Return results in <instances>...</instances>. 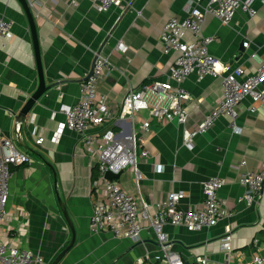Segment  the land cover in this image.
<instances>
[{"label":"crops","instance_id":"crops-1","mask_svg":"<svg viewBox=\"0 0 264 264\" xmlns=\"http://www.w3.org/2000/svg\"><path fill=\"white\" fill-rule=\"evenodd\" d=\"M33 3L29 13L20 0H0V16L13 22V37L0 40V127L5 137L32 156L30 164L13 169L7 215L0 227L2 242L41 257L43 262L36 264H159L164 260L147 222L137 239L91 229L94 205L102 200L94 185L98 159L87 153L76 131L66 129L58 143L52 141L59 123L66 121L62 104L79 101L81 84L101 55L112 66L97 86L112 110L108 126L137 131L136 163L142 174L137 181L134 168L127 167L112 180L132 195L142 194L155 213L175 191L186 193L183 208L201 209L203 183L211 176L222 177L225 184L218 196L224 203L223 217L217 225L198 231L168 224L171 249L186 261L207 257L208 264H251L256 255L264 259V185L248 205L242 200L245 187L240 182L242 173L264 167V115L250 111V106L260 103L246 97L235 107L236 126L226 114L212 128L185 141V132L194 131L225 98L227 72L204 77L192 73L181 84L191 96L183 105L185 123L148 111L137 113L134 123L120 120L123 100L131 89L153 81L174 83L170 67L178 52H164L161 33L171 18L186 17L187 0H124L107 11H98L92 0ZM253 7L254 16L239 9L228 25L209 14L203 26V34L213 38L210 54L231 69L242 66L246 76L258 70L253 53L264 60L263 0H255ZM195 39L187 33L188 41ZM120 42L126 51L118 48ZM43 79L46 90L23 119L19 114L40 91ZM145 120L150 123L147 130ZM41 136L45 140L37 144ZM228 231L230 253L222 247Z\"/></svg>","mask_w":264,"mask_h":264},{"label":"built area","instance_id":"built-area-1","mask_svg":"<svg viewBox=\"0 0 264 264\" xmlns=\"http://www.w3.org/2000/svg\"><path fill=\"white\" fill-rule=\"evenodd\" d=\"M71 1L76 3L77 0ZM92 1L98 11H107L112 7L120 6L124 0ZM254 1L187 0L184 8L186 17L171 18L161 33L164 52H178L177 58L170 67V77L174 83L153 81L137 89H131L123 100L120 120L134 123L137 113L148 111L150 115L158 118L170 121L177 119L179 123H185L187 114L183 105L191 96L181 84L192 73L204 77L208 74L222 75L227 72V75L223 76L225 98L194 131L185 132V141L212 128L218 119L226 114L233 118L235 125L237 118L235 107L248 96L252 97L254 102L260 103V105L250 106V111L264 115V89L260 88L264 83V60L257 52L253 53L251 57L258 62V70L255 74L246 76L242 66L231 69L210 54L209 45L213 42V38L203 34V26L209 14L228 25L239 9L254 16L256 13L253 7ZM27 3L30 8L34 5L33 0H27ZM188 32L196 38L195 41L187 40ZM12 37L13 22L0 16V40L8 42ZM245 45L249 47V42L247 41ZM118 48L122 51L127 50V46L122 42L118 44ZM111 68L109 58L97 56L92 74L81 84L79 101L74 105L62 104L60 110L66 115V121L59 123L52 136V141L58 143L66 129L76 131L80 134V140L87 153L98 159L99 175L94 185L100 192L102 200L94 205L90 220L91 229L94 232L108 229L117 237L137 239L144 229L143 222H147L154 229L157 241L164 252V260L159 264H208L207 257H197L195 260L186 261L179 253L171 249L170 237L165 227L168 224L180 225L190 231H198L217 225L224 215V203L220 200L218 192L225 184V180L220 176H211L203 183L204 201L201 209L183 208L181 203L186 198V193L175 191L158 205L155 213H152L150 204L142 194L132 195L117 182L109 179L106 176L108 172L117 174L127 167L134 168L137 181L142 179L136 163L137 131H129V129L116 131L108 126L107 122L112 116V110L108 98L100 95L97 90L100 78ZM241 77L244 78L240 79ZM52 117L54 118L55 115ZM149 125V121L143 122L144 129L147 130ZM235 126V131H238ZM20 128L21 124L16 123L17 132ZM44 140L41 136L36 143L42 144ZM148 154L147 150L143 153L145 156ZM31 162L32 156L21 150L14 139L5 137L0 127V227L7 215L13 169ZM245 163L244 161L243 164ZM240 182L245 187L242 200L248 205L253 204L264 185V167L260 171L242 173ZM228 233L223 239L222 247L230 253L232 237L230 231ZM42 262L41 257H35L27 250L5 245L0 235V264ZM251 264H264V259L256 255Z\"/></svg>","mask_w":264,"mask_h":264},{"label":"water","instance_id":"water-1","mask_svg":"<svg viewBox=\"0 0 264 264\" xmlns=\"http://www.w3.org/2000/svg\"><path fill=\"white\" fill-rule=\"evenodd\" d=\"M21 4L23 5V8L27 11V12H31V8L28 6V3H27V0H20ZM94 69V68H93ZM93 69L91 70L90 74L88 76H90L93 72ZM87 76V78H88ZM46 90V85H45V81L43 79L42 81V85H41V89L40 91H38V93H36L30 100L29 102H27V104L23 107V109L21 110L19 116L22 117L23 116V119L25 118V115L31 110V108L33 107V105L36 103V101L43 95V93L45 92ZM107 177L110 178V179H113V178H117L118 177V174H113L112 172H108L107 173ZM66 216H67V213H66ZM74 234V238H75V232L73 233ZM73 244V242L71 243V245ZM66 251H64L62 253L65 254Z\"/></svg>","mask_w":264,"mask_h":264}]
</instances>
